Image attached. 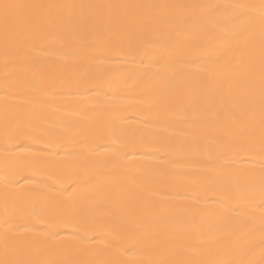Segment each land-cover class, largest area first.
<instances>
[{
	"label": "snow or ice",
	"instance_id": "1",
	"mask_svg": "<svg viewBox=\"0 0 264 264\" xmlns=\"http://www.w3.org/2000/svg\"><path fill=\"white\" fill-rule=\"evenodd\" d=\"M97 41L113 50L116 59L138 61L125 83L127 86L130 81L141 93L140 103L149 109L174 108L179 112L206 108L226 121V146H238L258 164V168L239 169L226 162L214 170L206 186H214L217 195L206 198L194 215L180 218L169 229L177 235H194L200 243L162 244L153 252L164 258L150 264H264V0L215 4L0 0L5 71L0 110L6 148L26 133L54 135L61 131L41 123L31 108L76 101L82 95L76 87L81 80L74 66H49L44 58L57 47ZM186 46L201 51L205 58L186 62L173 54ZM21 63L24 78L16 80L9 66ZM9 80L26 87L12 89ZM89 90H102V86ZM80 130L86 141H93L78 160L82 175L71 196L78 203L73 214L81 226L69 237L60 236V225L34 232L35 223H43L42 217L69 215L62 202L66 189L54 185L58 195L51 198L17 192L13 190L17 182L5 176L0 264H125L122 257L131 249L121 246L123 233L115 222L124 217L113 213L130 191L109 179V166L119 158L113 150L116 142L96 144V138L103 139L101 130L87 123ZM89 221L109 225L106 235L113 238L94 259L78 254L94 239ZM161 227L160 223L149 225L147 231ZM57 252H67L69 258H40Z\"/></svg>",
	"mask_w": 264,
	"mask_h": 264
},
{
	"label": "bare ground",
	"instance_id": "2",
	"mask_svg": "<svg viewBox=\"0 0 264 264\" xmlns=\"http://www.w3.org/2000/svg\"><path fill=\"white\" fill-rule=\"evenodd\" d=\"M18 3H245L248 0H12ZM61 51L71 55L61 57ZM174 55L184 60L204 59L202 52L186 46ZM115 52L104 46L102 41L88 44H74L70 48H55L44 59L47 65L74 66L81 83L76 85L82 95L72 103L56 102L46 108L38 104L31 108L41 123L60 129L54 135H33L26 133L14 139L5 147L2 110H0V224L3 223L2 197L4 177L17 183L14 191L30 192L34 195L57 196L54 185H63L66 191L62 202L69 215L62 213L42 217L43 223H35L34 232H44L48 225H60L61 237H69L80 227L73 209L77 201L71 198L79 187L77 181L82 173L79 158L87 147L93 146L85 132L83 123L101 130L103 139L95 143H116L113 150L119 153L115 165L109 166V179L130 191L129 196L113 213L116 225L123 233L121 246L127 251L122 257L125 264H150L163 259L153 249L162 244L197 245L194 235H177L169 229L182 217L194 215L206 198L214 197V186L207 185L211 173L226 162L232 167L246 169L258 164L249 158V153L238 146H226L223 139L229 129L224 119H218L206 108L179 112L170 109H149L140 103L141 93L134 90L126 79L137 69L136 63L115 58ZM10 72L16 80L24 78L23 65H10ZM12 89H22L26 84L8 81ZM109 83L111 86L109 87ZM5 71L3 67V46L0 44V109H2ZM101 85L102 90L93 89ZM87 117V121H85ZM67 129V131H63ZM235 149V150H233ZM103 151V149H101ZM258 176V172H257ZM211 203V200H209ZM257 203L259 196L257 195ZM162 224L152 233L149 225ZM94 239L78 254L94 259L96 253L112 243L106 232L109 225L89 221L88 228ZM23 231V229H21ZM158 241L153 244L152 241ZM257 244L259 237L257 232ZM74 251V250H73ZM41 259L63 260L65 253L43 254ZM259 260V255L255 257Z\"/></svg>",
	"mask_w": 264,
	"mask_h": 264
}]
</instances>
